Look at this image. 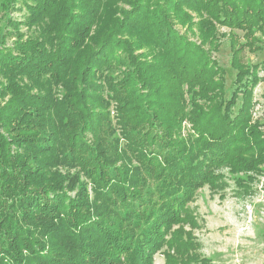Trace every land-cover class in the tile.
I'll use <instances>...</instances> for the list:
<instances>
[{
    "label": "trees",
    "instance_id": "16d2710c",
    "mask_svg": "<svg viewBox=\"0 0 264 264\" xmlns=\"http://www.w3.org/2000/svg\"><path fill=\"white\" fill-rule=\"evenodd\" d=\"M263 45L264 0H0V264H213L191 204L264 174Z\"/></svg>",
    "mask_w": 264,
    "mask_h": 264
},
{
    "label": "rangeland",
    "instance_id": "374dc122",
    "mask_svg": "<svg viewBox=\"0 0 264 264\" xmlns=\"http://www.w3.org/2000/svg\"><path fill=\"white\" fill-rule=\"evenodd\" d=\"M220 31L228 32L225 28ZM191 39L198 40L196 37ZM246 57L254 64L264 62V48L256 54L246 53ZM217 60L232 73L228 38L222 40ZM260 76L264 78V71H260ZM255 100L254 118L264 123L263 83L255 90ZM229 184L224 198L211 194L205 187L191 204L200 225L194 231L202 245L200 252L213 264H264V174L250 195L240 194L232 182ZM154 264H165L164 255L157 254Z\"/></svg>",
    "mask_w": 264,
    "mask_h": 264
}]
</instances>
